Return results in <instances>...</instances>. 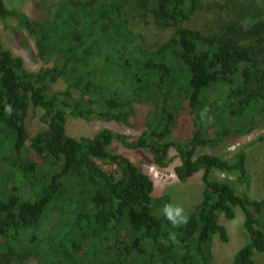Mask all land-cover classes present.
<instances>
[{"label":"trees","instance_id":"obj_1","mask_svg":"<svg viewBox=\"0 0 264 264\" xmlns=\"http://www.w3.org/2000/svg\"><path fill=\"white\" fill-rule=\"evenodd\" d=\"M203 1L62 0L46 24L0 0V18L17 19L33 35L40 60L62 63L27 71L3 48L0 34V264H214L213 238L229 241L219 216L233 220L237 210L249 241L232 264H262L254 253L264 254V200L212 178L214 171L236 174L248 186L247 153L227 160L197 150L218 144L231 130L251 133L250 110L257 104L264 110V0H226L230 23L207 34L187 26ZM131 16H151L157 27L172 31L170 40L148 47L130 27ZM58 79L67 87L51 92ZM221 84L228 86L223 100L215 96ZM136 100L155 106L138 137L109 129L92 138L68 136V117L132 126ZM31 108L44 112L47 128L31 140L32 155L23 157ZM179 109L194 131L170 142ZM211 117L224 129L222 137L206 135ZM115 141L149 151L161 169L173 163L175 150L174 172L182 183L203 172V199L187 223L174 226L156 211L153 179L129 158L111 154ZM10 156L17 168L6 163ZM97 161L114 163L119 177ZM51 212L59 227L48 239L43 222Z\"/></svg>","mask_w":264,"mask_h":264},{"label":"rangeland","instance_id":"obj_2","mask_svg":"<svg viewBox=\"0 0 264 264\" xmlns=\"http://www.w3.org/2000/svg\"><path fill=\"white\" fill-rule=\"evenodd\" d=\"M62 0H4L10 10H17L25 14L29 19L52 23L55 20L57 3ZM230 11L227 8L226 0H204L201 8L192 16L188 27L197 29L204 33L222 32L231 20ZM130 27L135 33L141 35L148 47L156 48L158 44L168 42L172 36L171 30H162L157 27L151 16L142 18L131 16L129 18ZM1 44L4 49L9 50L14 57L23 61V67L27 71L38 72L42 69L53 68L55 63L61 66V62L53 58L48 63H44L38 56L36 41L33 35L26 30L17 19L0 18ZM234 83H238L235 79ZM221 86V87H220ZM215 91V96L224 99L226 85H220ZM67 87L63 79H58L50 83L51 92L63 91ZM233 87V86H229ZM172 106L178 107V101L171 102ZM263 104H257L250 110L249 115H254V125L251 133L246 134L237 130H229L230 134L223 138L216 145H210L197 150V154H209L230 160L239 151L247 153L248 186L240 181L238 175L227 174L219 171L212 173V178L218 181L230 182L239 193H247L254 200H264V110ZM155 106L147 100H136L133 102L132 126H126L116 121H106L95 118L92 121L83 119L67 118V134L73 138H92L104 129L125 134L131 137H138L145 129L154 113ZM44 112L41 109L29 110L25 119V128L28 133L26 148L23 150V157L31 156V140L41 131L47 128V124L42 119ZM177 123L169 141H177L192 136L194 131L193 120L182 109L176 111ZM251 118V117H250ZM249 118V120H250ZM233 127V126H232ZM206 135L214 139L222 137L224 129L219 125L214 117L206 122ZM228 130V129H227ZM109 152L115 155H123L129 158L140 169L147 173L154 181L155 191L152 195L154 205L158 213L165 212V206L170 205L173 210L177 207L182 209V215L188 216L202 201L204 194L203 172L198 173L186 183L178 180L175 174V167L179 165V159L175 150H171L173 163L165 169L158 168L153 164V157L147 150H131L119 142H113L109 147ZM6 163L9 167H18V160L15 156H10ZM98 166L107 174L119 177L117 166L110 161H97ZM161 212H160V211ZM235 219L228 220L224 215L219 216V221L228 230L229 241L223 243L218 237H214L211 243V257L214 264H232L234 255L249 241V236L244 228V216L237 210ZM44 227L48 234V239L53 233H57L59 227L56 213H49L44 219ZM264 231V223L262 225ZM256 261L264 264V254L254 253ZM21 264H38L35 259Z\"/></svg>","mask_w":264,"mask_h":264},{"label":"clouds","instance_id":"obj_3","mask_svg":"<svg viewBox=\"0 0 264 264\" xmlns=\"http://www.w3.org/2000/svg\"><path fill=\"white\" fill-rule=\"evenodd\" d=\"M182 211L183 210L178 207L173 210L170 205L165 206L166 217L173 223L174 226L181 223H187V217L182 215Z\"/></svg>","mask_w":264,"mask_h":264}]
</instances>
